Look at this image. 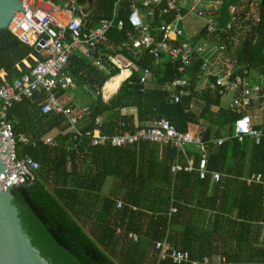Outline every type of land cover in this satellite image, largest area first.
I'll use <instances>...</instances> for the list:
<instances>
[{
  "label": "trees",
  "instance_id": "trees-1",
  "mask_svg": "<svg viewBox=\"0 0 264 264\" xmlns=\"http://www.w3.org/2000/svg\"><path fill=\"white\" fill-rule=\"evenodd\" d=\"M52 1L59 3L62 0ZM218 1V6H212L210 10L215 14L217 31L209 34L206 27H202L197 38L219 42L238 72L247 69L264 75V0L255 1L257 16L249 7L253 0ZM130 4V0H95V4L85 11L87 27L113 20L106 32L107 40L90 48L101 65H96L82 51H75L66 68L75 86H59L56 95L58 98L66 97L67 91H76L81 103L89 107L91 121L84 128L93 129L94 119L101 116L100 128L104 134L124 130L133 132L162 117L169 119L178 130L186 131L187 122L197 120V115L187 110L191 96L181 95L178 102H172L162 86L176 77H187L193 83L202 59L198 56L193 58L186 70L180 71V62L171 61L163 52L160 55L163 61L156 67L158 58L147 51L135 56L126 49H118L127 40V32L134 30L128 21ZM203 6L201 3L202 9ZM166 7L164 0L153 17L148 18L151 26L174 19L176 10L162 13ZM186 11L182 8L183 13ZM248 13L251 16L247 17ZM119 20L123 22L120 27ZM118 54L135 65L131 75L106 102L101 88L106 80L119 74L120 68L111 61V57ZM33 55L42 58L32 45L21 41L8 28L0 29V71L5 72V80L11 82L28 72L30 68L24 60L33 66L36 63ZM144 68H149L156 78L152 87L146 88L140 82ZM2 81L0 76V83ZM204 98L206 104L200 115L215 121L229 135L210 152L208 169L238 175L243 174L245 167L249 173L263 171L264 134L259 143L248 135L233 136L235 111L222 108L212 117L210 105L219 102L220 96L205 95ZM44 99L45 94L36 91L33 98L25 97L14 102L8 109V118L14 121L19 157L29 154L40 164L33 182L13 187V202L19 208L22 225L32 243L51 264H176L170 257L158 259L155 245L163 237H169L175 247L189 250L192 259L202 261L204 255L210 256L209 251L200 250L199 253L194 248L195 238L203 232L199 229L198 214L202 209L189 203L194 197L192 189L206 186L210 180L208 177L200 178L196 170L172 172L176 157L180 156L182 161V151L172 143L161 145L151 141L121 147L110 144L91 146L88 138H74L63 114L42 112L40 104ZM64 104L77 105L72 100H66ZM132 106L137 107L135 114L122 112L123 108ZM255 127H262L264 133V121ZM58 128L60 131L55 134ZM210 133L211 129L206 128L204 138H208ZM51 134H55L53 142L46 143L45 138ZM109 176L116 178V182L111 193L105 194L103 186ZM213 187L221 199L235 196L240 207L243 205V193L239 196V188L251 192L259 189L264 195L258 184L247 186L229 175H224ZM119 199L123 204L116 208ZM172 207L176 208L175 211L171 210ZM218 208L217 219H220L222 206ZM229 211L230 208L225 210ZM238 215L241 221L236 227L241 235L251 223L245 222V214ZM257 218L263 216L258 215ZM131 233L137 235L136 240L130 237ZM256 238L246 245L249 256H232V252L225 249L226 259L220 264H264V246L258 244ZM252 250L255 254H251ZM181 264L192 263L186 261Z\"/></svg>",
  "mask_w": 264,
  "mask_h": 264
},
{
  "label": "built area",
  "instance_id": "built-area-1",
  "mask_svg": "<svg viewBox=\"0 0 264 264\" xmlns=\"http://www.w3.org/2000/svg\"><path fill=\"white\" fill-rule=\"evenodd\" d=\"M64 1L63 9L69 16L67 21H63L55 15L54 11L59 9V6L52 0H46L47 3L43 4L26 0L24 9L16 12L8 25V29L21 41L32 45L34 48L38 46L39 50L36 51L40 53L42 58L33 55L32 57L36 61L33 66L24 60L30 70L14 78L11 82L5 80V72L0 73L3 79L0 83V152L5 165L0 172V190L7 189V184L15 187L33 182L37 178L40 164L28 154L19 157L14 135V121L8 118V109L14 102L21 101L25 97L33 98L36 91L45 94V99L40 104L41 111L63 114L70 126L69 129L74 132V138L79 137L80 140L88 138V144L91 146L110 143L120 147L139 141H151L160 144L172 143L185 154L187 143L200 142L199 137H195L187 131L178 130L173 123L164 117L153 120L148 125L141 126L133 132L124 130L121 133L104 134L100 128L101 116L94 119L95 128H84L87 123L82 125L80 121L85 116L90 117L89 107L65 105L57 97L56 89L59 86L65 88L73 84L72 77L66 68L69 57L75 51H83L94 59L97 65H101L98 58L92 55L90 48L107 40L106 32L113 20L102 21L96 27H87L88 23L84 19L85 12L78 1ZM130 1L128 21L134 30L127 32V41L119 45L118 49H126L135 55L147 51L156 58L160 57L161 52H165L171 61L180 62V71H185L192 59L198 56L202 62L196 73V79H204L203 85H208L207 88L210 89H215L216 86L231 90L241 88L242 96L233 100L235 106H244L250 102V95L255 87L248 80V70L244 69L241 73L238 72L233 62L215 60L213 51L217 49L216 46L209 47L207 44L193 43L187 33V14L182 12V8L185 6L204 19L209 34H214L217 31L214 12L201 8V3L204 0H165L168 7L163 8L162 13L168 12L169 9H175V17L170 22H162L155 27L150 25L148 18L153 17L156 8L164 0ZM122 24L123 22L119 20L118 25L122 26ZM214 45L216 44L214 43ZM208 76L215 77V81L208 84L206 82ZM154 80L152 71L149 68H144L140 82L146 85ZM188 82L187 77H178L166 84L165 88L171 90L179 85H186ZM223 91V89L220 90L221 93ZM181 94L182 91L172 95L173 101L178 102ZM89 120L91 121V117ZM235 135L239 137L250 135L259 141V137L263 135V130L253 126L250 116L242 115L235 121ZM53 137V135L47 136L45 142L52 143ZM181 169L188 171L196 169L201 178H206L211 174L215 180L221 179V173L208 169L207 153L203 146L197 167L192 162L188 164L176 162L171 167L173 173ZM248 181L260 182L264 185V174L261 172L253 173ZM118 205L120 206L121 203L119 202ZM171 210L175 211V208H171ZM131 235L136 237V235ZM156 248L161 259L170 257L176 264L186 261L193 264L198 263L191 261L186 250L171 245L166 237L164 241L156 243Z\"/></svg>",
  "mask_w": 264,
  "mask_h": 264
},
{
  "label": "crops",
  "instance_id": "crops-1",
  "mask_svg": "<svg viewBox=\"0 0 264 264\" xmlns=\"http://www.w3.org/2000/svg\"><path fill=\"white\" fill-rule=\"evenodd\" d=\"M31 1H33L37 4H40V2H42V4L47 3L46 0H31ZM204 1H208V3L210 5H217V6L219 3L218 0H204ZM64 2H65L64 0L59 1V3L55 2V4L59 6V9H55L54 13L57 17H59V19H61L63 21H67L69 16H68V13L66 12V10L63 9L64 8ZM94 4H95V2H94ZM202 4H204V3L202 2ZM80 6L85 12V11H88L93 5L91 6L88 3H86V4L84 3V4H80ZM214 7H216V6H214ZM183 8H185L187 10L186 11V14H187L186 15V30H187V33L189 34L192 42L196 43V44H207L209 47L217 46V45H209L211 40L208 38H203V37L197 38L196 35H198L199 30H201L202 27L203 28L205 27V21L202 17H200L199 15H196L193 11L188 10V8L186 6ZM191 18L195 19V20L191 21ZM192 22H194V24H192ZM159 37H160V34H159ZM125 42H123L122 44H124ZM215 42H217V41L215 40ZM217 43H219V42H217ZM219 46H220V43H219ZM216 50L213 51V57L215 58V60L218 59L219 61H224V62H228V63H229V61H231L230 59L223 57L224 55L216 53ZM81 53H83L86 57H88L90 60H92L95 63V60L90 58L83 51ZM163 53L168 57L167 53H165V52H163ZM139 54H141V53H139ZM111 61H116L114 63H116L117 66L120 68V72L123 70V68H126L130 71L129 76L131 75L132 67L135 64H134V62H131L127 57L118 54L117 56L111 57ZM162 61L163 60L160 59V57H159L155 61L156 67H159V64ZM231 62H233V61H231ZM233 64H234V62H233ZM234 66H235V64H234ZM101 67H103V66H101ZM2 72H4V71H0V73H2ZM142 73H143V70L141 72V75H142ZM247 74H248L247 77H248L249 82L252 83V85L255 88L251 92L250 102L244 106H235L233 104L234 98H236V97L240 98L242 96V89L241 88L236 89V90H231V89H224V87L216 86L215 89H210V88H207L208 85H203L204 79L198 80V79H196V77H195V81L193 83H190V81H189L186 85H179V86L175 87L174 89L172 88L171 90H167L165 88V85L170 83L172 80L168 83H165L162 86V88L169 93L168 99L172 102H174L172 99V95L180 93L181 91H182V94H181L182 96H191L187 110H191L194 112V114L197 115L196 121L190 120L187 122L186 131L195 137H199L200 142L198 141V142L187 143L186 147H185V154L183 155V157H181L182 161L180 159V156H177L174 163L179 162L181 164H188V163L192 162V164L195 167H197L198 161H199L201 154H202V146L205 148L206 153H207V158H208L210 152L214 151V149L219 144H221L225 139L229 138V135L227 134L226 130H224L223 127H218L215 121L206 119L205 117L200 115L201 112L203 111L204 107H205V104H206V101L204 98L205 95H211L214 98L217 96H220L219 102H212L210 105V108H209L210 111L209 112H212V114H211L212 117H215V114H217L220 111V109H222V108H230L231 110L233 109L235 111L236 117H235L234 125H233L234 126L233 127V136H236L235 135V121L238 117H240L242 115L250 116L251 122H252L254 127L256 125L263 123V121H264V75L259 74L253 70H248ZM112 77H114V76H112ZM112 77H110V78H112ZM126 79H124L122 82H124ZM173 79H175V78H173ZM155 81H156V78L154 81H150L149 83H147L145 85V87L146 88L152 87L154 85ZM213 81H215V77H213V76H208L206 78V82L208 84H209V82H213ZM105 83L103 84L101 91H102L103 100L108 102L109 99L117 92L118 89L113 94L106 97L105 93H103ZM120 85H119V87H120ZM70 86L74 87L75 84L73 83ZM192 89L194 90V92L192 91ZM221 89L224 90L222 93L220 92ZM60 99L62 100L63 103H66V97H60ZM80 106L82 107V106H87V105L82 104ZM122 112L124 114H128V115L129 114H135L137 112V107H134V106L125 107L122 109ZM89 119H90V117L88 118L85 116L81 119L80 123L82 125H84L90 121ZM95 127L96 126H94L93 128H95ZM208 127L211 129L210 136L208 138H204V130ZM256 128L262 129V127H256ZM57 132H59V128L56 130L55 134ZM55 134H51V135L55 136ZM248 136L250 137V139H253L255 141V143H259L260 139H259V141H257V139L255 137L250 136V135H248ZM108 144H110V143H108ZM116 147H118V146H116ZM178 154H179V152H178ZM247 161L248 162L250 161L249 156L247 158ZM69 163L70 162H68V165H69ZM193 170H196V169H193ZM193 170H190V171H193ZM186 171H188V170H186ZM210 171H217V172L221 173V178L224 175H229L230 177L237 178L240 181L245 182L247 186H250L252 184H258L261 187V189L264 190V185H262V183H260V182H249L248 181L249 177L253 173L261 172L264 174V170L263 171H257V172L252 171L249 173L248 169L245 167L243 169V174H241V175L226 174V173L218 171V170H210ZM207 177L209 178L210 181L206 186L205 185H203L202 187L195 186L192 189V192H194V194H193L194 197H193V199L190 200L189 203H191V205H193V206L196 205L202 209V211L198 214L200 217L199 229L202 230L203 232L195 238L194 248H197L198 252L200 250L209 251L210 256L204 255L202 261L198 260V259H192L190 257V251L187 249H183L189 253V257H190L191 261H197L198 263H200V262L214 263V264L223 263L226 259L225 258L226 256L223 254L225 249H227L229 252H232L231 253L232 256H235L237 254H238L237 256H240V257L249 256L246 254L248 252L247 246L249 245L250 242L253 243L255 241L256 237H257L256 238L257 243L264 246V211H263L264 210V195H261L259 189L255 190V191L252 190V192H251V191H246V189L241 190L239 188L237 190V192L239 193V196H240V194L243 193V196L241 197L242 198L241 202H243V205H242V207H240L234 198L235 196H232L231 199L229 198V196H226V198L221 199L219 196V193L217 191L213 190L214 189V187H213L214 183L219 181L220 179L215 180L211 174H209ZM115 182H116V178H113V176L107 177L105 180V184L103 186V192L105 194H110L114 188ZM232 193H233V195L235 194L234 192H232ZM210 195L212 197H210ZM119 202L121 203L120 206L118 205ZM122 204H123V202L120 199L117 200L116 208H121ZM219 206H222L221 212H223V214H222L223 216L220 219H217V212L216 211L219 210V208H218ZM172 208H175V207H172ZM227 208H230L229 212H225V210H227ZM262 208H263V210H262ZM239 213L245 214L246 215V217H244L246 219L245 222L251 223L250 227L245 228L247 231H244L241 235H240L239 229H237L238 227H236V226H239L238 223H239V221H241V218L238 215ZM258 215L263 216V218H257ZM233 221H236V222H233ZM131 234L136 235L135 233H131ZM131 234H130V237H132L133 239L136 240L137 235H136V237H133ZM166 238H167L168 242H170L171 245H173L170 238L169 237H166ZM164 239H165V237H163L162 239H160L158 241H164ZM198 252L196 251L197 257H199V253H200V252L199 253ZM251 252H252L251 254H255V252L253 250ZM158 259L161 260V258L159 257V251H158Z\"/></svg>",
  "mask_w": 264,
  "mask_h": 264
},
{
  "label": "water",
  "instance_id": "water-1",
  "mask_svg": "<svg viewBox=\"0 0 264 264\" xmlns=\"http://www.w3.org/2000/svg\"><path fill=\"white\" fill-rule=\"evenodd\" d=\"M26 0H0V29L7 28L16 12L24 9ZM94 5V0H77ZM35 50H39L36 46ZM5 165L0 152V172ZM13 186L0 190V264H51L25 231L19 208L13 202Z\"/></svg>",
  "mask_w": 264,
  "mask_h": 264
},
{
  "label": "rangeland",
  "instance_id": "rangeland-1",
  "mask_svg": "<svg viewBox=\"0 0 264 264\" xmlns=\"http://www.w3.org/2000/svg\"><path fill=\"white\" fill-rule=\"evenodd\" d=\"M255 1H256V0H253V1L250 3V6H249V7H251V13H252L254 16H257V13H258V12H257V8H256ZM212 6H216V7H217V5H210V4L208 3V1H204V6H203L204 9L211 10ZM231 10L233 11V10H234V7L231 8ZM251 13H248V14H247V17H248V16H251ZM188 19H189V18H188ZM194 20H195V19H192V18H191V21H194ZM192 24H194V22H192ZM244 32H245V31H244ZM214 43L217 45V46H216V47H217L216 53H219V54H221V55H224L223 57L228 58V56H226V54H225L224 48L221 47V46H219V43L215 42V40H211L209 45H214ZM228 59H229V58H228ZM66 100H72V101H74L75 103H77L79 106L82 105V104L80 103L81 101L79 100V94H78L76 91H74V90H71V91H67V92H66Z\"/></svg>",
  "mask_w": 264,
  "mask_h": 264
},
{
  "label": "bare ground",
  "instance_id": "bare-ground-1",
  "mask_svg": "<svg viewBox=\"0 0 264 264\" xmlns=\"http://www.w3.org/2000/svg\"><path fill=\"white\" fill-rule=\"evenodd\" d=\"M40 3H42V2H40ZM129 74H130V71L126 68H123V70L119 74L108 79L104 85V92L103 93H105V96L108 97L111 94H113L118 89L121 82L124 79H126L129 76Z\"/></svg>",
  "mask_w": 264,
  "mask_h": 264
}]
</instances>
